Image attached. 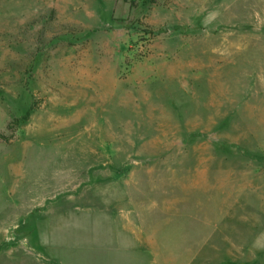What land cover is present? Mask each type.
I'll use <instances>...</instances> for the list:
<instances>
[{
  "label": "rangeland",
  "instance_id": "rangeland-1",
  "mask_svg": "<svg viewBox=\"0 0 264 264\" xmlns=\"http://www.w3.org/2000/svg\"><path fill=\"white\" fill-rule=\"evenodd\" d=\"M0 264H264V0H0Z\"/></svg>",
  "mask_w": 264,
  "mask_h": 264
}]
</instances>
